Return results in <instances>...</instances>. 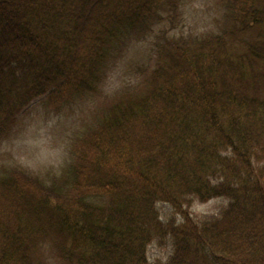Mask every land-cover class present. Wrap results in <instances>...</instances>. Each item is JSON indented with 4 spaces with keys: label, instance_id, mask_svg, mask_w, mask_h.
Instances as JSON below:
<instances>
[{
    "label": "trees",
    "instance_id": "16d2710c",
    "mask_svg": "<svg viewBox=\"0 0 264 264\" xmlns=\"http://www.w3.org/2000/svg\"><path fill=\"white\" fill-rule=\"evenodd\" d=\"M181 2L0 0V145L38 97L90 107L60 188L0 175V264H264V0H218L200 36L163 24Z\"/></svg>",
    "mask_w": 264,
    "mask_h": 264
},
{
    "label": "rangeland",
    "instance_id": "374dc122",
    "mask_svg": "<svg viewBox=\"0 0 264 264\" xmlns=\"http://www.w3.org/2000/svg\"><path fill=\"white\" fill-rule=\"evenodd\" d=\"M218 0H182L179 12L174 21L163 24L169 33L183 35H202L209 29L216 28L221 20V10ZM129 49V56L138 59L147 58L146 45L134 44ZM127 54V55H128ZM121 70L114 75L111 85L114 88L120 80L129 78L130 69ZM109 93V92H108ZM43 97L33 100L20 115L19 123L11 135L0 145V175L15 166H21L37 177L44 185L60 188L59 177L66 164L69 153L70 139L82 128L83 122L90 119V107L74 103L62 110L46 106ZM49 108L50 110H47ZM89 117V118H87ZM225 198H211L206 202H195L191 211L195 215L213 217L217 215L225 203ZM160 217L166 220L171 207L168 203L158 204ZM172 244L168 241L164 246L151 243L147 255L151 262L156 259L168 261L172 254Z\"/></svg>",
    "mask_w": 264,
    "mask_h": 264
}]
</instances>
